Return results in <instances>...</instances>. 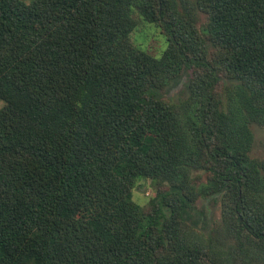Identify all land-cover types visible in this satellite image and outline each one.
I'll use <instances>...</instances> for the list:
<instances>
[{"label":"trees","instance_id":"16d2710c","mask_svg":"<svg viewBox=\"0 0 264 264\" xmlns=\"http://www.w3.org/2000/svg\"><path fill=\"white\" fill-rule=\"evenodd\" d=\"M139 24L158 58L131 43ZM0 101V264H264V0H0Z\"/></svg>","mask_w":264,"mask_h":264},{"label":"rangeland","instance_id":"374dc122","mask_svg":"<svg viewBox=\"0 0 264 264\" xmlns=\"http://www.w3.org/2000/svg\"><path fill=\"white\" fill-rule=\"evenodd\" d=\"M27 3L30 0H22ZM194 30L200 35V28L203 24V18L198 14L194 13ZM130 41L134 46L139 47L141 50H144L147 54L152 57L158 58L160 54L166 48V41L161 33L160 29L155 27L152 24H139L134 32L130 35ZM206 48L207 58L212 62L214 53L208 45H204ZM188 74L183 73L177 78L175 81L170 83L168 87L165 89V98L166 101L170 104L177 103L178 100H181L185 97V93H183L184 88L187 85ZM221 86L219 89V97L222 102H226L228 96L231 94L230 84L227 80H222ZM3 103L0 101V108ZM252 133V146L250 151V157L258 162L264 168V129L259 128L255 125L250 127ZM191 178L194 179L193 184H204L205 183V175L202 171L192 172ZM153 196V188L151 184L147 181L140 182L137 187H135L131 192V201L139 206L140 208H146L150 199ZM197 207L200 205L203 207L202 213H198L199 209L196 210L195 216L197 217L200 233V237L205 241L209 238H212V234L209 232L216 226H222V212L221 205L219 199L212 204L211 197L206 199H197L196 200ZM214 241V239H213Z\"/></svg>","mask_w":264,"mask_h":264}]
</instances>
